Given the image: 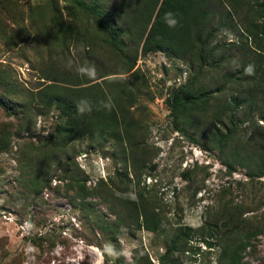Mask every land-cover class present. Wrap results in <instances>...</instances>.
Segmentation results:
<instances>
[{
	"label": "rangeland",
	"instance_id": "obj_1",
	"mask_svg": "<svg viewBox=\"0 0 264 264\" xmlns=\"http://www.w3.org/2000/svg\"><path fill=\"white\" fill-rule=\"evenodd\" d=\"M84 1L97 3L121 26L126 12H131L128 6L136 2ZM60 22L66 26L62 31ZM60 35L62 39L57 38ZM122 36L124 45L111 43L76 0H0V73L15 83L17 96L27 102L20 117V112L9 114L0 108V120L12 123L8 146L0 151V264H113L119 256L130 262L133 254L144 253L151 263L161 264L159 255L176 226L198 227L204 219L220 224L230 205H237L245 226L256 229L243 251L244 264H264V173L248 175L237 161L228 169L220 158H232L231 145L219 153L203 146L201 137L192 140L201 127L207 132L199 114L195 130L176 129L166 97L176 85L186 82L185 61L161 50L141 53L133 35ZM87 37L93 38V45ZM237 37L235 28H224L216 35L219 41ZM135 48L134 65L116 71L125 66L121 49L133 53ZM80 70L87 72V79L100 73L87 82L99 81L106 91L119 89L122 97L133 94L123 104L126 119L133 122L130 130L141 135L136 152L142 150L146 157L142 168L134 170L137 183L129 153L124 156L127 147L112 135L90 140L86 133L77 134L55 151L54 159L43 156L48 136L64 116L53 102L41 104L34 91L52 74L58 75L57 71ZM200 78L212 86L220 83L215 70ZM227 95V90L215 91L214 101ZM19 119L22 125L17 124ZM234 130L231 144L241 151L259 150L256 141L244 139L252 133L264 136L263 121L256 119L251 124L243 120ZM42 156L45 159L36 162ZM66 160L67 171H62L58 162ZM28 170L42 178L40 185L28 180L24 173ZM68 173L73 179L61 177ZM79 177L84 178L82 187ZM137 188L161 216L152 231L125 218L119 196L113 193L135 194ZM80 189L89 193L80 194ZM185 244L183 250L171 252L172 264H216L220 244L214 237L191 233Z\"/></svg>",
	"mask_w": 264,
	"mask_h": 264
},
{
	"label": "trees",
	"instance_id": "obj_2",
	"mask_svg": "<svg viewBox=\"0 0 264 264\" xmlns=\"http://www.w3.org/2000/svg\"><path fill=\"white\" fill-rule=\"evenodd\" d=\"M76 2L89 13L96 28L108 34L111 43L124 45L122 35H133L134 44L138 45L141 53L161 50L167 55L182 58L188 68V78L186 82L176 85L166 97V107L173 126L181 132L195 130L199 124V114L203 117L201 121L207 125V132L201 127L197 131V138L190 137L192 140L201 137L205 142L203 146L214 147L219 153L224 151L226 145H231L232 158L227 155L220 158L228 169H233V162L237 161L246 168L248 175L264 173L263 135L252 133L244 139L256 141L259 150L241 151L239 146L231 144L234 129L240 122L247 120L252 124L256 119L264 122V0H136L128 6L131 12H126L124 26L117 25L115 17L103 13L97 3L89 4L84 0ZM58 24L61 31L66 27L62 22ZM224 28H235L238 37L219 41L216 35ZM96 37L100 38L98 35ZM57 38L62 39L63 36ZM92 40V37H87L91 45L94 43ZM136 53V48L133 53L121 49L125 66L116 71L129 70L135 63ZM211 70L218 72L219 85L212 86L209 81L200 78ZM55 73L59 76L52 74L53 77H48L49 81L34 91L41 104L53 102L64 116L62 121L55 123L54 132L48 136V148L43 156L54 159L56 152L77 134L86 133L90 140L93 137L102 140L106 135H112L119 144L127 147L124 156L129 153L127 157L132 176L137 183V171L134 173V170L142 168L146 157L142 150L136 152L141 135L130 130L129 126L133 122L130 118L126 119L123 104L124 100L130 102L133 94L128 92L122 97L119 89L106 91L101 88L99 81L87 82L100 77V73L89 75V79L84 70ZM221 90H227L228 95L222 101H214L215 91ZM17 94L15 83L0 73V108L9 114L20 112V117L25 112L27 102L22 101ZM11 124L9 119L0 120V151L8 146ZM17 124L22 125L21 119ZM244 141L242 143L246 144ZM43 156L36 162L45 159ZM250 161L252 169H249ZM58 165L62 171H67V160L58 162ZM24 173L34 186L40 185L41 177L30 175V170ZM70 175L68 173L61 177L73 179ZM79 178H82L79 182L82 187L84 178ZM126 180L130 181L131 178L127 177ZM83 193L89 191L83 189L80 194ZM113 193L119 196L125 218L129 216L134 225L150 231L157 227L161 216L157 210H153L149 199L139 188L135 194L127 191ZM229 207L231 209L226 210V216H223L220 224L214 219H204L198 227L187 224L176 226L159 255L161 264L175 262L171 252L183 250L191 233L214 237L218 241L220 249L216 264H244L243 251L250 245L249 239L255 235L256 229L244 225L237 205ZM125 218L119 220L126 222ZM203 241L211 243L208 239ZM167 258L165 263L164 259ZM113 264L153 263L144 253L139 256L133 254L130 262H124L119 256Z\"/></svg>",
	"mask_w": 264,
	"mask_h": 264
}]
</instances>
